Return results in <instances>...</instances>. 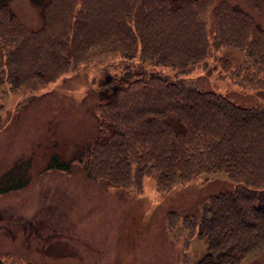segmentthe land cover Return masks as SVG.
I'll return each mask as SVG.
<instances>
[{
    "label": "trees",
    "instance_id": "1",
    "mask_svg": "<svg viewBox=\"0 0 264 264\" xmlns=\"http://www.w3.org/2000/svg\"><path fill=\"white\" fill-rule=\"evenodd\" d=\"M30 1L45 18L39 30H14L0 0V86L42 91L99 53L119 50L125 61L138 58L135 65L125 62L117 82L99 89L96 137L73 159L90 177L121 171L117 184L136 192L147 177L167 193L200 172H224L232 186L207 195L197 214L185 217L184 227L206 240V252L194 261L183 254L181 264H245L261 254L264 103L240 104L201 86L194 74L209 70L236 91H264V39L253 18L221 10L212 0H166L167 9L162 3L154 9L166 19L156 30L147 0H110L102 10L100 2L78 0L62 23L46 28L45 7L58 0ZM221 49L232 58L212 54ZM69 164L54 158L48 167L65 171ZM101 169L109 170L102 175ZM171 220L165 223L169 234Z\"/></svg>",
    "mask_w": 264,
    "mask_h": 264
},
{
    "label": "rangeland",
    "instance_id": "2",
    "mask_svg": "<svg viewBox=\"0 0 264 264\" xmlns=\"http://www.w3.org/2000/svg\"><path fill=\"white\" fill-rule=\"evenodd\" d=\"M212 1L217 2V8L232 14L246 17L248 13L260 26L258 34L264 39V0ZM5 2L14 30L18 26L37 30L44 24L41 7L30 0ZM96 2L101 3L102 10L110 0H84L85 5ZM165 2L147 0L146 6L154 10L162 3L167 9ZM70 5L79 7L80 2L58 0L55 7L47 5L46 18L50 17L44 27L62 23V15ZM153 16V27L164 25L163 11L157 14L154 10ZM212 54L233 56L223 49ZM125 60L119 50L99 53L42 91L14 92L6 84L0 86V222L8 215L42 221L41 228L37 225L38 231L57 237L69 252L77 246L74 241L78 234L79 251L66 257L65 264H181L183 254L190 261L197 260L206 252L207 243L196 231L184 227L188 226L185 217L196 215L207 195L232 186L222 171L200 172L167 193L156 190L152 178L147 177L136 192V188L117 184L124 176L121 171L110 170L107 180L90 177L82 164L73 159L96 137L98 120L94 110L99 89L118 81L125 62H139L138 58ZM140 61L151 70L158 69L147 59ZM194 74L199 75L196 79L201 86L226 92L240 104L264 103V91H236L209 70ZM135 76L138 75L132 78ZM54 158L69 160V168H49L48 163ZM107 170L101 169L102 175ZM168 217L174 219L172 234L166 230ZM1 244L9 246L0 230ZM245 264H264V251Z\"/></svg>",
    "mask_w": 264,
    "mask_h": 264
},
{
    "label": "flooded vegetation",
    "instance_id": "3",
    "mask_svg": "<svg viewBox=\"0 0 264 264\" xmlns=\"http://www.w3.org/2000/svg\"><path fill=\"white\" fill-rule=\"evenodd\" d=\"M43 224L42 221L34 222L30 216L20 215L16 219L15 215H8L0 222V230L9 242L8 247L0 245V264H65L66 257L78 253L81 243L78 234L74 241L77 246L69 252L66 244L57 237H48L49 233L38 231L37 225L41 228Z\"/></svg>",
    "mask_w": 264,
    "mask_h": 264
}]
</instances>
